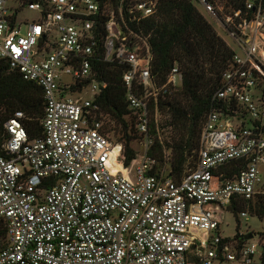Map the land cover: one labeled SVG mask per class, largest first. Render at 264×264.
Masks as SVG:
<instances>
[{
  "label": "built area",
  "instance_id": "built-area-1",
  "mask_svg": "<svg viewBox=\"0 0 264 264\" xmlns=\"http://www.w3.org/2000/svg\"><path fill=\"white\" fill-rule=\"evenodd\" d=\"M159 2L0 0V60L37 84L44 100L34 139L23 112L0 119V264H264V242L219 232L225 210L264 194V103L250 92L264 88V0H243L250 18L239 34L226 28L244 56L235 52L212 94L197 160L178 177L170 150L158 172L148 156L149 125L160 134L169 118L160 102L182 79L177 65L162 85L151 74L140 26ZM26 10L40 17L21 20ZM96 60L127 66L126 102L142 136L128 166L95 102L108 85L96 78ZM241 159L246 167L228 178V164Z\"/></svg>",
  "mask_w": 264,
  "mask_h": 264
},
{
  "label": "trees",
  "instance_id": "trees-1",
  "mask_svg": "<svg viewBox=\"0 0 264 264\" xmlns=\"http://www.w3.org/2000/svg\"><path fill=\"white\" fill-rule=\"evenodd\" d=\"M206 1L215 8L226 28L236 34L241 32L245 21L250 18L243 0ZM140 27L148 36L152 53L150 70L157 84L166 82L174 65L182 74L180 86L175 88L168 100L160 102V107L166 105L169 113L167 122L161 128L171 127L175 136L170 141L162 140L154 124L149 125L153 143L148 156L157 161L158 172L164 162V149L170 150L172 169L178 177L185 163L194 166L197 160L200 132L205 116L211 109L212 94L222 86L224 73L234 63L235 51L190 0H160L156 14L146 19ZM99 53L102 55V47ZM94 69L96 78L108 84L96 96L95 102L100 104L114 125L119 126L118 139L123 144L122 163L128 166L138 152L133 141L138 142L142 136L137 132L135 115L126 102L122 74L127 66L96 60ZM17 111L25 115L23 124L29 138L40 136V120L44 115L41 88L25 80L18 70H12L5 61L0 60V119L5 121ZM1 141L0 136V144ZM3 154L0 148V155ZM247 163L244 159L230 162L227 177L233 178ZM230 208L235 214L247 210L262 219L264 194L256 195L248 203H234ZM3 237L4 231L0 230V242Z\"/></svg>",
  "mask_w": 264,
  "mask_h": 264
},
{
  "label": "rangeland",
  "instance_id": "rangeland-1",
  "mask_svg": "<svg viewBox=\"0 0 264 264\" xmlns=\"http://www.w3.org/2000/svg\"><path fill=\"white\" fill-rule=\"evenodd\" d=\"M192 4L197 8V10L213 25L218 34L228 43V45L241 57L244 56L243 51L240 49L236 41L229 35L227 32L226 26L217 13L218 19L212 17L206 10L203 5L198 0H190ZM24 17H30L37 19L40 15L34 11L26 10L21 20ZM68 80L67 78H64ZM264 88L261 87H253L251 89V96L256 102L264 103ZM167 122V120L165 121ZM109 125L114 127V131H111V138H118L120 136V128L117 125H114L113 121H109ZM166 125V124H165ZM160 138L165 141H170L175 135L169 126H164L159 134ZM133 146L137 149H140L137 141H133ZM259 170L262 178V187L260 190H264V164H259ZM132 169L129 170L131 172ZM258 195V194H256ZM255 195V197H256ZM254 197V198H255ZM220 234L224 237L235 238L237 235L244 236L248 233H252L251 241L253 242H264V218L260 219L255 215H251L248 213L247 219L244 217H240L239 213H234L232 210H225L223 212L220 224ZM258 262V259H255V263Z\"/></svg>",
  "mask_w": 264,
  "mask_h": 264
},
{
  "label": "water",
  "instance_id": "water-1",
  "mask_svg": "<svg viewBox=\"0 0 264 264\" xmlns=\"http://www.w3.org/2000/svg\"><path fill=\"white\" fill-rule=\"evenodd\" d=\"M252 236H253L252 233H248V234L244 235V239L248 240V239H250Z\"/></svg>",
  "mask_w": 264,
  "mask_h": 264
}]
</instances>
